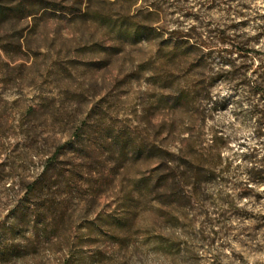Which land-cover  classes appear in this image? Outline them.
Wrapping results in <instances>:
<instances>
[{"label":"rangeland","instance_id":"1","mask_svg":"<svg viewBox=\"0 0 264 264\" xmlns=\"http://www.w3.org/2000/svg\"><path fill=\"white\" fill-rule=\"evenodd\" d=\"M255 80L264 0H0V264H264Z\"/></svg>","mask_w":264,"mask_h":264},{"label":"trees","instance_id":"2","mask_svg":"<svg viewBox=\"0 0 264 264\" xmlns=\"http://www.w3.org/2000/svg\"><path fill=\"white\" fill-rule=\"evenodd\" d=\"M255 86L257 87V93L260 95V98L264 101V80H255ZM191 158H189L188 163L190 164ZM188 165L186 163H179L178 167H187ZM185 173V172H184ZM146 185H149L147 183ZM7 250H5L4 246H0V259L3 257L4 253H6Z\"/></svg>","mask_w":264,"mask_h":264}]
</instances>
